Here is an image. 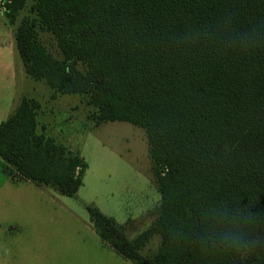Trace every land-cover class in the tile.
I'll return each instance as SVG.
<instances>
[{
    "label": "trees",
    "instance_id": "16d2710c",
    "mask_svg": "<svg viewBox=\"0 0 264 264\" xmlns=\"http://www.w3.org/2000/svg\"><path fill=\"white\" fill-rule=\"evenodd\" d=\"M9 1L5 14L15 23L26 0ZM226 18L241 31L264 27V0H35L18 24L30 77L46 80L54 97L80 94L96 107V125L121 120L146 132L160 193L151 224L131 239L125 224L86 205L97 233L136 264H264V246L242 259L194 235L200 210L223 202L257 215L252 234L264 237V48L172 43ZM42 31L51 33L61 58L40 41ZM39 107L23 97L0 123V156L14 175L75 196L88 163L38 131ZM179 223L185 238L170 239ZM155 234L158 249L142 254Z\"/></svg>",
    "mask_w": 264,
    "mask_h": 264
},
{
    "label": "rangeland",
    "instance_id": "374dc122",
    "mask_svg": "<svg viewBox=\"0 0 264 264\" xmlns=\"http://www.w3.org/2000/svg\"><path fill=\"white\" fill-rule=\"evenodd\" d=\"M40 41L54 57H62L51 33L42 31ZM80 68L86 69L83 65ZM54 93L44 79L21 78L8 104L9 114L26 95L37 98L38 131H45L57 140L74 141L78 146L74 148L85 157L88 167L83 185L75 196L31 182L8 185L7 222L3 224L7 231L3 235L2 230L0 242H84L88 256L97 257V264H112L114 250L94 230L86 205L95 204L119 223L137 218L127 225L131 239L151 224L156 217V205L141 212L152 208L153 200L158 201L154 193L158 196L160 193L146 132L121 120L96 125L90 118L96 107L85 102L80 94L54 97ZM160 243L161 235L155 234L140 251L152 255ZM118 264L126 263L118 261Z\"/></svg>",
    "mask_w": 264,
    "mask_h": 264
},
{
    "label": "crops",
    "instance_id": "0c3cea01",
    "mask_svg": "<svg viewBox=\"0 0 264 264\" xmlns=\"http://www.w3.org/2000/svg\"><path fill=\"white\" fill-rule=\"evenodd\" d=\"M34 3L35 0H26L24 7L18 12L15 23L11 22L6 14H0V123L9 116L8 104L9 101L13 99L18 80L21 78L24 80L31 78L25 71L24 62L17 46L16 33L19 22L25 16L30 15V7ZM59 95L60 94L55 97ZM26 97L37 100V98L32 96L26 95ZM42 126L46 125L43 124ZM61 142L66 144L72 151L81 156L83 155L79 149H75L78 146H76L74 141L66 140ZM82 157L85 159L84 156ZM8 169L10 170V174H8ZM14 171L15 170L7 161L0 156V238L2 237V230L3 235H6L5 232L7 231V228L3 226V224L7 222V200L9 198L5 189L8 185L16 186L24 182L34 183L29 179L14 175ZM151 183L153 182L151 181ZM23 194L24 193H21L20 195ZM155 194L158 197V201L156 202L157 199H154L155 202L154 200L152 202L154 203V205H152L153 207L151 208L150 206L144 209L141 212L142 214L149 209H153L155 205H158L160 196L155 192L154 197ZM17 195L19 194L17 193ZM135 219L137 218H128L125 223L121 224H125L127 227L128 222L135 221ZM99 237L105 241L100 235ZM105 242L110 245L107 241ZM110 247L114 250V256L110 259L112 264H118V261H122L126 264H136L131 259L121 255L113 246L110 245ZM114 259L116 262H114ZM0 264H97V257L88 256L84 242H0Z\"/></svg>",
    "mask_w": 264,
    "mask_h": 264
},
{
    "label": "clouds",
    "instance_id": "9594fccd",
    "mask_svg": "<svg viewBox=\"0 0 264 264\" xmlns=\"http://www.w3.org/2000/svg\"><path fill=\"white\" fill-rule=\"evenodd\" d=\"M172 43L178 48L213 44L247 53L264 48V27L257 26L241 31L233 28L231 19L226 18L214 29H192L174 36ZM257 220L258 216L246 208L231 207L221 202L200 210L202 228L194 235L207 246L223 251H234L243 259L254 249L264 246V237L252 234V228ZM185 236V226L182 223L173 226L169 232L170 239L179 240Z\"/></svg>",
    "mask_w": 264,
    "mask_h": 264
},
{
    "label": "built area",
    "instance_id": "2783aa9c",
    "mask_svg": "<svg viewBox=\"0 0 264 264\" xmlns=\"http://www.w3.org/2000/svg\"><path fill=\"white\" fill-rule=\"evenodd\" d=\"M9 0H0V14H5L8 9Z\"/></svg>",
    "mask_w": 264,
    "mask_h": 264
}]
</instances>
